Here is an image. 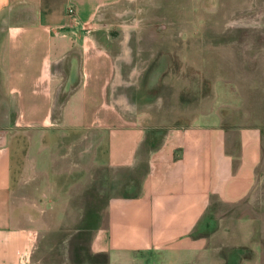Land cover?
<instances>
[{"label": "crops", "instance_id": "obj_1", "mask_svg": "<svg viewBox=\"0 0 264 264\" xmlns=\"http://www.w3.org/2000/svg\"><path fill=\"white\" fill-rule=\"evenodd\" d=\"M122 1L0 0L2 120L14 112L37 128L76 134L66 153L45 160L48 169L35 177L34 207H28L13 197L17 165L0 133V264H62L42 257L57 251L69 256L73 246L82 255L78 247L87 229L85 249L104 264L223 259L212 258L203 233L193 230L212 198L234 202L249 191L262 154L260 131L195 121L165 126L155 140L154 125L125 113L128 103L114 98L117 86L127 85L120 67L130 63L134 72L140 62L130 39H98L108 27L100 29L95 18ZM7 126L0 119V127ZM38 143L37 153L22 160L23 171L42 163ZM31 208L41 222L55 215L80 227L67 229L56 247L43 239L37 217L23 215Z\"/></svg>", "mask_w": 264, "mask_h": 264}, {"label": "rangeland", "instance_id": "obj_2", "mask_svg": "<svg viewBox=\"0 0 264 264\" xmlns=\"http://www.w3.org/2000/svg\"><path fill=\"white\" fill-rule=\"evenodd\" d=\"M95 18L100 29L108 27L97 33L98 39L128 38L134 44L130 51L140 63L134 72L130 63L120 67L127 85L117 86L114 98L128 103L125 113H138L144 124L154 125L153 130L159 131L155 140L165 126L195 121L258 127L262 154L249 191L234 202L212 198L193 231L203 233L205 247H210L205 251H212V258L223 257L214 264H264V0H123ZM122 92L127 95H119ZM2 114L0 119L8 126L0 127V133H6L17 165L13 197L34 207L35 177L46 173V159L66 153L76 134L55 126L37 128L14 112L5 113L2 120ZM53 116L58 119V113ZM37 141L43 161L23 171L22 160L37 153ZM28 210H23L25 217L31 214L41 222L39 211ZM50 216L41 222L43 239L56 247L67 229L80 227ZM88 230L78 247L82 255H76L73 246L69 256L57 251L42 258L47 263L104 264L103 257L85 249Z\"/></svg>", "mask_w": 264, "mask_h": 264}, {"label": "built area", "instance_id": "obj_3", "mask_svg": "<svg viewBox=\"0 0 264 264\" xmlns=\"http://www.w3.org/2000/svg\"><path fill=\"white\" fill-rule=\"evenodd\" d=\"M73 12H74V8L71 5L67 6V13L71 14Z\"/></svg>", "mask_w": 264, "mask_h": 264}]
</instances>
